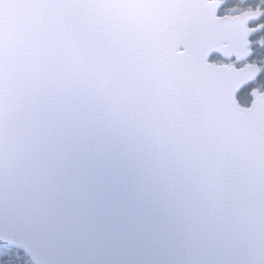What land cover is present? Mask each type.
<instances>
[{"label": "snow or ice", "instance_id": "snow-or-ice-1", "mask_svg": "<svg viewBox=\"0 0 264 264\" xmlns=\"http://www.w3.org/2000/svg\"><path fill=\"white\" fill-rule=\"evenodd\" d=\"M0 264H264V0H0Z\"/></svg>", "mask_w": 264, "mask_h": 264}]
</instances>
